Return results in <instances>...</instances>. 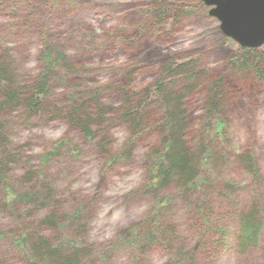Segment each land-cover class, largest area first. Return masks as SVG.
Returning <instances> with one entry per match:
<instances>
[{
    "label": "rangeland",
    "instance_id": "rangeland-1",
    "mask_svg": "<svg viewBox=\"0 0 264 264\" xmlns=\"http://www.w3.org/2000/svg\"><path fill=\"white\" fill-rule=\"evenodd\" d=\"M169 2H175L173 14L169 13L166 20L154 18V9L161 5L169 7ZM195 3L192 0H0V53L7 52L21 82L31 81L38 74L42 65L40 53L46 44L53 55L69 59L72 67L79 70L73 81L80 86L58 87L53 81L50 97L58 101L57 105H63L62 98L72 91L94 88L103 105L117 107L121 97L119 87L131 91L149 88L159 76L160 66L170 59L177 63L194 59L197 68L203 69L210 79L222 77L227 89L224 106L217 115L224 124L222 137L214 132L212 121L204 126L206 121L200 119L206 101L202 86L184 99L187 127L191 128L187 140L192 144L202 140L211 157H215L205 169L218 181L211 182L216 193L210 196L208 205L215 213L208 219L211 226L225 227L226 238L230 239L223 248L222 236L209 232L207 247L211 253H221L218 264H264V229L256 246L237 248L232 242L236 235L235 222L225 217V203L222 195H218V190L227 189L225 194L231 206L228 211L234 213L245 212L249 204L261 201L264 220V76L234 75L230 61L241 47L221 33L219 22L208 15L207 7ZM260 48L264 49V45ZM16 114L8 115L12 123L10 139L22 146L23 161L34 172L41 167V155L60 142L57 154L44 162L40 171L62 200L70 205L81 201L85 206L89 223L77 235L79 242L84 241L88 246L90 255L86 259H91V264L166 261L167 255L154 246L135 253L127 247L114 246L121 229L151 213L155 198L143 192L142 186L149 168V154L156 147L158 129H148L132 139L124 126L113 122L106 128L105 152L100 150V153L81 137L78 128L51 117L46 110L23 117ZM150 114L152 121L157 122V105ZM131 139L128 158L107 164L109 155L117 153ZM240 155L251 156L259 181L239 161ZM12 167V179L24 173L19 165ZM220 181H229L232 189L224 186L225 182L219 184ZM18 185L19 182H14L12 186L18 188ZM176 189L172 183L161 194H172ZM175 199L173 224L185 239L193 238L196 230L187 218L186 205ZM26 211L27 208L23 215L25 223L17 217L18 210L15 215L0 212L3 233L0 264L27 261L13 242L30 224L31 213Z\"/></svg>",
    "mask_w": 264,
    "mask_h": 264
},
{
    "label": "trees",
    "instance_id": "trees-1",
    "mask_svg": "<svg viewBox=\"0 0 264 264\" xmlns=\"http://www.w3.org/2000/svg\"><path fill=\"white\" fill-rule=\"evenodd\" d=\"M192 1L206 8L200 0ZM173 5L175 2H169V7H156L154 18L166 20L169 13L173 14ZM46 45L40 53V70L31 81H18L9 55L7 52L0 53V212L15 215L18 210L17 217L23 223L26 222L23 216L26 208L31 213L30 224L13 239L27 259L24 264H91V259H86L90 255L88 246L84 241L79 242L80 237L77 235L86 230L89 223L90 217L85 206L81 201L70 205V202L62 200L56 190L49 186L50 180L44 178L43 171H40L43 163L57 154L60 142L41 155V167L39 165L34 172L32 166L28 167L23 161L22 146L10 139L12 123L8 115L17 113L16 117H23L45 110L51 117L65 120L70 126L78 128L81 137L92 143L100 153L105 152L106 128L113 122L124 126L132 139L148 132V129H158L156 147L149 154V168L142 186L143 192L155 198L151 213L121 229L115 236L114 246L127 247L134 253L154 246L167 255L162 264H218L221 253L209 251L207 234L221 235L223 240L220 244L223 248L230 239L226 238L225 227L211 226L208 219L215 213L213 207L208 205L210 196L216 193L211 182L217 184L218 181L205 169L215 157H211L208 146L202 140L198 139L193 144L187 140L191 128L187 127L184 99L202 86L206 101L200 119L206 121L204 126L212 121L214 132L219 138L222 137L220 131L224 124L217 115L227 95L223 78L210 79L203 69L197 68L194 59L188 58L181 63L170 59L160 66V74L149 88L131 91L119 87L121 97L117 107L103 105L94 88L72 91L62 98L63 105H57L58 101L50 97L52 82L58 87L80 86L73 81V75L79 70L72 67L70 60H66L63 55L50 53ZM230 63L236 76L261 78L264 76V49L237 48ZM156 105L158 116L154 123L150 110ZM110 115H113L112 118ZM201 130L207 133L206 129ZM132 139L124 142L117 153L109 155L107 164L119 158H128ZM238 159L258 180L259 172L251 156L240 155ZM12 164L19 165L20 171L24 172L19 178L12 179ZM14 182H19L18 188L12 186ZM222 182L232 189V183L220 181L219 184ZM172 183L176 191L161 194ZM218 192L225 203V217L229 216L228 220L236 225L232 242L240 250L256 246L264 229L261 201L249 204L245 212L234 213L228 211L231 206L228 204V194H225L227 189L224 187ZM175 197L186 205L187 218L196 230L193 238L189 236L185 239L173 224L172 206L177 200ZM216 240L219 242L220 238ZM101 254L104 255V252Z\"/></svg>",
    "mask_w": 264,
    "mask_h": 264
},
{
    "label": "water",
    "instance_id": "water-1",
    "mask_svg": "<svg viewBox=\"0 0 264 264\" xmlns=\"http://www.w3.org/2000/svg\"><path fill=\"white\" fill-rule=\"evenodd\" d=\"M221 33L239 47L264 45V0H200Z\"/></svg>",
    "mask_w": 264,
    "mask_h": 264
}]
</instances>
